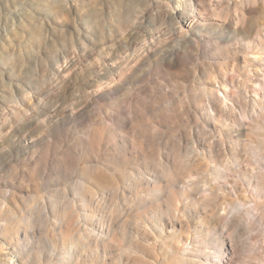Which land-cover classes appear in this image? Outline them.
<instances>
[{
  "label": "clouds",
  "instance_id": "clouds-1",
  "mask_svg": "<svg viewBox=\"0 0 264 264\" xmlns=\"http://www.w3.org/2000/svg\"><path fill=\"white\" fill-rule=\"evenodd\" d=\"M0 264H264V0H0Z\"/></svg>",
  "mask_w": 264,
  "mask_h": 264
}]
</instances>
